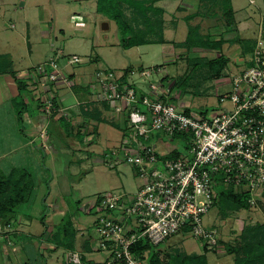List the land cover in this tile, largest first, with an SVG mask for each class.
<instances>
[{
    "label": "rangeland",
    "instance_id": "obj_1",
    "mask_svg": "<svg viewBox=\"0 0 264 264\" xmlns=\"http://www.w3.org/2000/svg\"><path fill=\"white\" fill-rule=\"evenodd\" d=\"M155 1L152 6L158 8ZM177 1L181 4L188 2L191 9L197 7L200 10L210 3L209 0H204L203 4L199 0ZM230 3L239 33L255 38L258 15L253 4L248 0H230ZM122 10L124 20L131 28L142 29L147 32L146 35L156 38L151 34L157 31L156 23L153 30L149 31L150 28L147 27V23L143 24L139 13H135L125 4H122ZM157 13L146 10L145 18L153 22L160 17L162 21V12L159 13L160 16ZM173 14L177 15L178 12ZM77 17H80L79 22L76 21ZM209 19L205 20L214 22L211 20L212 17ZM102 23H106L107 27L102 28ZM177 24L178 28L172 24L166 25L165 29L162 27L164 38L176 41L183 38L184 22L178 21ZM200 28L199 33L205 34L206 39L211 40L212 31L214 32L216 28L212 27L213 30L209 27ZM192 34L194 37L196 31H192ZM236 43L238 42L234 39L231 50H227L228 44L221 46V51L230 58L228 62L230 67L224 70L227 75L214 80L206 77V66L193 67L194 62H203L215 56L214 49L199 53L203 54V57H194L196 53L189 50L187 55L192 58H188V61L181 58L176 59V62H170L172 57L183 56L184 54L179 55L176 52L184 51L185 48H175L169 43H145L123 48L119 44L115 23L95 11V0H0V52L10 54L15 68L26 69L36 66L50 56L59 61L65 72L75 71L76 87L84 88V80L81 79L84 73H89L97 66H103L114 72L127 69L128 79L134 80L144 89L147 80L159 85L161 73L152 71L146 79L140 80L137 69H150L151 66L158 65L169 75L176 77L175 87L180 96L178 104L175 101L170 103L175 106H186L193 115L199 110L211 114L218 108L217 95L223 89L228 71L235 70L236 65L231 54L238 48ZM71 55L79 57L80 62L73 65L66 63V58ZM93 56H96V61H87ZM70 89L75 90V87ZM80 90L83 94L82 89ZM9 91L7 87L0 86V175L13 177L17 176L14 175L17 170H24L28 174V182L21 191L25 196L14 212L15 217H21V221L13 219L7 225H0V251L12 252L4 258L0 255V264H65L63 261L65 248L55 247L47 241L48 234L53 233V227L63 215V220L70 224L67 232L73 235V249L79 252L85 264L98 262L101 259L100 255L92 249H86L88 242L86 237L92 232L93 214L85 212L83 205L101 193L125 192L127 197L142 182L130 164L117 161L109 166L107 163L114 157L110 152L117 149L123 134L121 121L124 120V116L104 112L103 120L95 121V125L89 122L86 131L73 128L67 139L63 138L59 142L55 140L54 147L49 145V138L46 135L38 142L40 145L43 140L44 148L30 143L5 153L24 140V135L18 131L16 121H20V118H16L15 106L20 101L21 103L28 101L26 112L32 113L33 110L29 108L33 102V96L29 91L24 90L21 95L17 93L12 98ZM76 95L77 99L82 98L78 92ZM183 103L184 105H181ZM82 133L92 135L86 144L81 142ZM183 146V142L177 136L164 137L163 140L158 138L155 142V148L160 155L167 154L166 151L171 148H174L171 152L175 154ZM53 149L55 152H52ZM103 153H108L109 158L102 160ZM262 189L264 188L259 189V192ZM259 194L247 209L227 208L226 214L222 215L217 207H212L203 215V225L216 230L217 238L220 240L216 247H206L204 254L207 264H232L233 254L225 252L227 245L232 247L238 245V252L241 253L246 242L264 244V192ZM54 203L58 204L57 207L59 206L58 209L62 212L59 219L52 218L51 210ZM45 225L47 228L44 231ZM15 227H18V230H14ZM202 243L201 239L186 231L176 232L165 242L157 245L160 264H167L166 253L178 255L201 253Z\"/></svg>",
    "mask_w": 264,
    "mask_h": 264
},
{
    "label": "built area",
    "instance_id": "obj_2",
    "mask_svg": "<svg viewBox=\"0 0 264 264\" xmlns=\"http://www.w3.org/2000/svg\"><path fill=\"white\" fill-rule=\"evenodd\" d=\"M243 61L244 67L217 96L218 108L211 114L199 110L196 115L185 112V106L168 102L169 89L161 81L157 85L147 80L142 89L128 79V71L124 76L121 70L114 72L103 66L93 69L89 85L91 100L108 105L113 113L124 116L123 134L117 149L110 152L114 157L107 163L109 166L117 161L130 164L142 180L127 197L125 192L101 193L83 205L85 212L93 214L92 232L86 238L90 250L100 255L99 264H146L145 257L131 250L138 240L157 245L180 231L201 239L205 247H215L217 232L205 227L202 218L212 208L220 187L246 192L248 203H254L259 189L264 188L261 25ZM65 62L73 65L80 58L71 55ZM158 69L151 66L137 69V73L143 80ZM32 73L40 86L58 81L71 84L67 71L55 57L49 56L33 66ZM41 103L43 111L50 116L58 118L64 114L51 91ZM40 136H45L44 130ZM172 136H179L184 146L175 154L171 152L174 148L167 150V154H158L155 148L158 138ZM40 145L45 147L43 140ZM103 156L102 160L109 158L108 153ZM80 257L74 249L65 250L63 261L85 264Z\"/></svg>",
    "mask_w": 264,
    "mask_h": 264
},
{
    "label": "crops",
    "instance_id": "obj_3",
    "mask_svg": "<svg viewBox=\"0 0 264 264\" xmlns=\"http://www.w3.org/2000/svg\"><path fill=\"white\" fill-rule=\"evenodd\" d=\"M155 2H156V6L162 10L163 29L167 28L166 25H170V24L178 28V24H177L178 21H183L185 25V34L181 40L179 41L170 40V39L164 38V35H163L164 41L162 43H159V44L169 43L171 44V46H174L175 48H179V47L185 48L184 51L179 50V52H176L179 55L184 54L183 56L179 58L172 57L171 60L168 59L170 62H176V59H181V58H184L188 61V58L189 59L192 58L191 56L187 55V53L190 52L189 50H193V52L196 53L194 57H203L204 55L203 54L199 55V53H205L207 51H211L212 49L207 48V47H196V46L187 47V46H180L179 43L185 39L187 30L189 27L194 29L192 31H196L194 38L201 37L203 39L206 38L205 37L206 35L199 33L198 30L199 29L201 30L200 27H203V28L215 27L216 30H214V32L212 31V36L214 38L213 37L210 38L211 39L210 41L220 39L221 45L219 47V50L222 54H224L227 57V62H226L225 67L221 70L217 78H213L214 80H218L219 78L222 77V75H227V73H224V70H227L230 67L228 65L230 58L229 56H227L225 53L221 51V46L223 44L224 45L228 44L226 48L227 50L228 49L231 50L232 45L234 43V39L235 41L238 42L236 43L238 48H236L234 52L231 54L232 61L236 65L235 70L233 72L228 71V78L223 84L222 86L223 89L219 92V94L224 92L229 87L231 78L244 67L245 64H244L243 58L250 52L253 39H254V37L242 36L239 33L238 28H237V22L235 21V17H234V10L231 6L230 0H222L221 2L209 0L210 3H208V6L204 7L202 10H200L197 7L195 9H191L188 2L186 4L185 3L181 4V2L177 0H156ZM189 2H192V1H189ZM199 2L203 4L204 0H199ZM248 2L253 4L254 9H255L254 11L258 15L256 32H258L259 26L261 25V27L263 28V34H264V24H263L264 22V0H248ZM225 3H227L231 9V15H232L233 21L230 24L225 23V18L221 14L222 6ZM173 11L178 12V14L174 15ZM211 17L213 18L211 20H214V22H211V21L208 22L205 20V19L210 20L209 18ZM216 22L217 24H215ZM211 30H213V28ZM27 37H28V33L26 32V39ZM228 41L229 43H227ZM238 44H240V46ZM214 51L217 53V50H214ZM216 53H214V55H216ZM0 55H3L5 57L7 56L9 60L8 67L12 71V74L0 73V78H1L0 80H2L0 84L3 85L4 87H7V89L11 91V92L9 91L10 97L12 98L18 93L17 85L15 83L16 79L23 82L24 90L29 91V93L32 94L33 96V102L30 103L29 105V108L33 109L32 113L26 112L27 110L26 108L28 107V106L26 107V105L28 104V101H27L26 103H24L25 109L22 111L20 115V121H16L18 125V131L20 132V134L24 135V138L23 136H20V135L19 137H22L24 140H22L19 144L12 146V148H9L5 153L10 152L13 149L14 150L17 149L18 146L26 145L30 143L36 145L37 147L39 145L38 144L39 139H41V136H40L41 130L45 131V136L48 135L49 145L54 147V141L57 140L59 142L60 140L62 141L63 138L67 139L69 137V133H72L73 128L74 129L78 128V129H81L82 131H86V129L89 126L88 124L89 122L92 125H95L96 122L104 119V116H105V115L103 116L104 112L105 113L112 112L110 108L108 107V105L91 100L92 94L89 90V85H90V79L92 75L91 71H93L94 68L90 71L91 73L90 72L84 73L82 75L83 77H81V79L84 80V88H82L83 86H80L79 88L78 86L76 87V85H74L75 84L74 83L75 71L67 72L68 74H71V77H72V78H69V83L71 82L70 85H66L64 83H60L61 85H59V83L57 82H50V83L40 86L35 81V78L32 73V67H29L26 69L25 68H15L12 58L9 56L10 54L6 55V53L0 52ZM91 58L95 59V61L97 60L96 56H93ZM91 58H89L87 61H91L92 60ZM154 66H157L159 68L157 72L161 73V76L159 77L160 81L163 82L166 85V87L169 89L170 100L175 101L177 103L180 93L179 91H177V88L175 87L176 77L173 75H169L164 69L162 70L161 66H158V65H154ZM139 67H142V66H139ZM122 70L127 72V69H122ZM70 87H75V90L73 89L71 90ZM80 89H82L83 94ZM49 91L52 92L57 103L64 109V114L59 116L58 118L50 116L43 111L41 99ZM77 92L79 93L80 97L82 96L81 99H77L76 97ZM174 97L175 99H173ZM79 101L81 103L78 104ZM181 105H184V103ZM82 135L83 136L81 137L83 139H81V142L82 144H86L89 138L85 136V134L83 133ZM25 137H27V139ZM52 152H55V150L53 149ZM53 205L54 207L51 210V214L53 215L52 218L54 219V217H57L59 219L60 216L62 215V212L60 209H58L59 206L57 207L58 205L57 203H54ZM15 218L16 220L21 221V217L18 216ZM15 229L18 230V227H15L14 230ZM13 233H16V232L13 231ZM8 253H12V252H1L0 251V255L3 256V258Z\"/></svg>",
    "mask_w": 264,
    "mask_h": 264
},
{
    "label": "trees",
    "instance_id": "obj_4",
    "mask_svg": "<svg viewBox=\"0 0 264 264\" xmlns=\"http://www.w3.org/2000/svg\"><path fill=\"white\" fill-rule=\"evenodd\" d=\"M155 0H95V11L107 19L112 20L118 30L119 34V44L123 48H129L131 46L145 44V43H162L164 41L162 35V21L161 18H156L153 22H149L148 18H145V11L151 10L158 12H162L160 8H156L152 6V3ZM145 3H148L147 5ZM122 4L127 5L131 10L135 13H139L143 24L150 28L149 31L153 30V25H157V31L151 32L152 36L146 35L147 32L142 29H134L129 26L128 23L124 20V14L122 10ZM222 16L225 18V23L230 24L233 21L231 15L230 6L225 3L222 6ZM193 28H188L185 39L179 43L180 46H196V47H207L210 49L217 50L215 56L211 58H207L203 62H194L193 67H207V78H217L221 72V70L225 67L227 62V57L222 54L219 50L221 45V40L217 39L214 41H210L206 38L201 37H192ZM92 59V58H91ZM95 60V59H92ZM9 66V60L7 56L0 55V73H9L12 74ZM123 71V70H122ZM125 76L126 72L123 71ZM123 76V78H124ZM68 78H72L71 74L67 75ZM122 79V78H121ZM186 79V78H185ZM183 79V82L185 81ZM15 83L17 85L18 95H20L24 91L23 82L16 79ZM22 91V92H21ZM168 102H170V96L167 98ZM21 103V101H20ZM18 103L16 108V118L19 119L20 115L23 111L24 103ZM103 104V103H102ZM185 112H188V108H184ZM179 137V136H177ZM14 173V172H13ZM17 176H7L3 177L0 175V225L4 226L9 223V221L16 219L14 212L17 210V206L19 202L22 201L25 196L21 191L26 187L28 182V174L24 170H17ZM11 177V178H10ZM23 180V181H22ZM261 194L264 192V189L260 191ZM260 195V194H259ZM258 195V196H259ZM257 196V198H258ZM248 193L246 192H237L231 188L220 187L216 193V198L213 202L212 207H217V209L221 212L222 215H225L227 208H241L247 209L249 207V203L247 201ZM256 200V199H255ZM64 215L60 218V220L56 223L55 227H53V233L48 234L47 241L51 242V244L57 246H63L65 250H73V235L72 233H68V227L70 226L68 221H64ZM47 226L45 225L46 230ZM167 239V238H166ZM165 239V240H166ZM217 243H220V240L217 238ZM87 241V240H86ZM165 242V241H164ZM159 245V244H157ZM157 245H151L146 242L144 239H140L136 242L135 245L131 247V250L135 254H139L142 257H145L146 264H160V260L158 257V247ZM216 247V246H215ZM238 245L236 247H232L230 245L225 246V252L228 254H233V263L232 264H264V244L258 242H246L242 247L241 253L238 252ZM86 249L90 250L88 246V242H86ZM206 247L202 246V252L198 254H183L178 255L175 253H166V263L167 264H207L206 257L204 252L206 251ZM82 258V256H81ZM83 259V258H82ZM23 264V263H17Z\"/></svg>",
    "mask_w": 264,
    "mask_h": 264
},
{
    "label": "water",
    "instance_id": "obj_5",
    "mask_svg": "<svg viewBox=\"0 0 264 264\" xmlns=\"http://www.w3.org/2000/svg\"><path fill=\"white\" fill-rule=\"evenodd\" d=\"M106 23H102V28H106Z\"/></svg>",
    "mask_w": 264,
    "mask_h": 264
}]
</instances>
